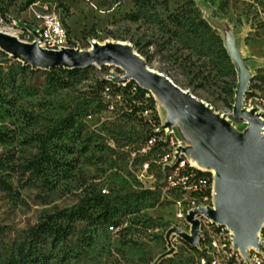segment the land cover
<instances>
[{"label":"rangeland","instance_id":"1","mask_svg":"<svg viewBox=\"0 0 264 264\" xmlns=\"http://www.w3.org/2000/svg\"><path fill=\"white\" fill-rule=\"evenodd\" d=\"M188 1L167 0L166 5L164 0H0V33L33 44L37 15H57L75 49L89 51L95 43L125 42L146 62L152 58L151 69L164 75L168 70L183 85L185 57L191 56L196 67L209 63L175 41L169 43L168 31L174 28L168 18L190 7ZM193 1L226 48L234 41L236 73L247 72L251 95L264 98V0ZM51 71L29 66L0 49V162L5 165L0 177L12 188L11 194L0 191V264L44 217L77 209L90 193L132 201L145 193L132 161L149 132L164 125L170 111L151 93L143 96L136 82H121L125 72L119 68L94 67L67 87L56 84L52 77L58 72ZM181 85L240 134L249 128L234 115L238 73L233 101L218 78L196 93ZM105 87L120 96L113 98L114 111L106 103ZM145 110L150 111L146 117L138 116ZM69 117L75 118L76 132L62 139L52 137ZM181 123L191 126L186 120L174 126L187 146L193 137ZM44 150L49 161L43 163V172L21 178L20 167ZM191 203L182 195L162 200L158 194L138 203L127 226L89 227L77 222L76 235L56 250L47 247L46 255L50 264H225L232 254L242 256L234 233L224 228L213 235L208 227L212 220L204 214L195 215L200 239L190 242L197 241L190 215L199 209L216 210L212 201ZM252 249L256 248L248 247L246 255Z\"/></svg>","mask_w":264,"mask_h":264},{"label":"water","instance_id":"2","mask_svg":"<svg viewBox=\"0 0 264 264\" xmlns=\"http://www.w3.org/2000/svg\"><path fill=\"white\" fill-rule=\"evenodd\" d=\"M0 49L29 66L45 71L116 67L125 72V76L119 78L121 82L134 81L142 90L160 98L170 107L166 127H174L182 116V120L193 128L181 123L193 137V147L186 153L198 159L200 165L215 168L218 173L215 179L216 210L199 209L190 215L189 221L193 223V233L197 236V241L190 242L195 244L199 241V222L195 215L204 214L234 233L236 246L244 257L250 246L264 251L257 237L264 224V142L258 137L264 123L256 110H244L251 80L247 72H237L239 87L234 106L235 117L249 124L242 135L205 102L175 84L168 76L151 69L132 49L106 47L92 52L78 49L55 52L42 49L37 43L30 44L4 35H0ZM226 49L231 59L237 54L233 40Z\"/></svg>","mask_w":264,"mask_h":264},{"label":"trees","instance_id":"3","mask_svg":"<svg viewBox=\"0 0 264 264\" xmlns=\"http://www.w3.org/2000/svg\"><path fill=\"white\" fill-rule=\"evenodd\" d=\"M139 2L136 1L137 6H139ZM164 3L167 5V0H164ZM188 3L190 7H185L168 18L170 26L174 28L173 31H168L171 38L169 43L175 41L182 50L193 51L199 57V60L208 59L209 63L196 67V63L192 61L191 56L185 57L181 63V76L185 79L183 85L179 83L175 76L171 75L170 71L166 70L163 72L174 83L190 89L193 93L197 92V88L198 90L203 89L205 86L210 85L212 80L218 78L225 86L222 88L225 94L233 101L237 73L224 41L219 32L203 18L202 13L196 8L195 2L189 0ZM151 61L152 58L147 57L148 65ZM93 68L84 70L59 69L58 71L53 70L51 73L55 74L58 72L52 77L53 81L61 87H67L71 81L82 77L88 71L93 70ZM196 82H198V87H194ZM126 88L130 89L131 85ZM138 90L143 96L148 93L141 88H138ZM127 91L126 89V93ZM155 122L158 124V119H155ZM69 132L71 134L76 132V121L73 117H69L61 124V127L56 128L52 137L62 139ZM151 132H149L147 138ZM46 157V151L44 150L27 165L21 166L18 170L21 178L28 173L40 175L43 172V163L49 161ZM3 168H5V165L0 162V170L5 171ZM199 173L203 176H210L208 171H199ZM0 191L7 194L12 192L11 185L1 177ZM152 196L156 195L145 192L137 195L133 201L124 198L108 200L103 195L90 193L77 209L69 212H57L44 217L42 221L28 232L27 240L18 245L13 255L3 264H50L49 257H47L45 252L47 247L56 250L60 245L74 237L77 231L75 226L77 222H83L89 227H94L98 224L116 228L127 226L133 214H135V208L138 203ZM213 231L219 233L220 228L213 226Z\"/></svg>","mask_w":264,"mask_h":264},{"label":"built area","instance_id":"4","mask_svg":"<svg viewBox=\"0 0 264 264\" xmlns=\"http://www.w3.org/2000/svg\"><path fill=\"white\" fill-rule=\"evenodd\" d=\"M36 18L39 27L36 29L33 44L37 43L41 48L55 52L75 49L71 45L69 31L65 23L57 15L43 13L37 15ZM103 94L109 99L106 102L109 110L114 111L116 104L113 98L120 96L113 95L111 87H105ZM251 94V90L248 89L244 99V110H256V114L264 123V98H257ZM149 113V110H145L137 114L140 117H146ZM166 123L167 120L164 125L155 127L138 155H134L132 163L136 167V179L142 185L143 192L159 194L162 200L167 195L168 197L182 195L185 200L190 199L191 205L194 206L197 202L208 205L207 203L212 201L215 204L216 176L211 172H209L210 176L200 175L199 171L204 170L193 166L192 157L186 153L188 147L178 139L175 127H166ZM213 226L220 228L219 233L227 228L213 221L208 222L209 230L213 235L219 234L213 231ZM258 241L264 249V224ZM212 264L221 263L213 262ZM225 264H264V251L252 249L248 252L247 260L243 255L232 254L227 258Z\"/></svg>","mask_w":264,"mask_h":264},{"label":"bare ground","instance_id":"5","mask_svg":"<svg viewBox=\"0 0 264 264\" xmlns=\"http://www.w3.org/2000/svg\"><path fill=\"white\" fill-rule=\"evenodd\" d=\"M0 35H4V36H7V37H11V36L6 35V34H0ZM39 47H40V46H39ZM106 47H121V48H125V49H128V50L131 49L130 45L127 44V43H125V42H106V43H104V44H99V43H95V44H93V47L89 50V52L94 51L96 48H106ZM40 48H41V47H40ZM42 49H44V48H42ZM158 99L161 101L160 98H158ZM249 112H250V111H249ZM182 119H183V117L181 116V117H179L177 120H182ZM247 124H248V123H247ZM248 125H249V124H248ZM236 131H237V130H236ZM237 132H238V131H237ZM242 135H243V134H242ZM258 137H259V139H260L261 141L264 142V127L261 128V129L259 130V132H258ZM192 163H193V166H194V167H196V168H198V169H200V170L210 171V172H212V173L217 177L218 173H217V170H216L215 168L209 169L207 166H202V165H200L199 160L196 159V158H193V157H192ZM258 236H259V234L257 235V237H258Z\"/></svg>","mask_w":264,"mask_h":264},{"label":"crops","instance_id":"6","mask_svg":"<svg viewBox=\"0 0 264 264\" xmlns=\"http://www.w3.org/2000/svg\"><path fill=\"white\" fill-rule=\"evenodd\" d=\"M186 147H188V148L193 147V144L189 143Z\"/></svg>","mask_w":264,"mask_h":264}]
</instances>
